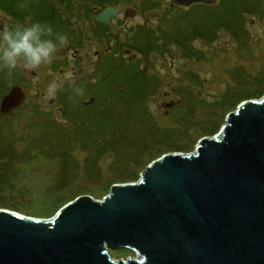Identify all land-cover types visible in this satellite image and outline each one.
<instances>
[{
  "label": "rangeland",
  "instance_id": "obj_1",
  "mask_svg": "<svg viewBox=\"0 0 264 264\" xmlns=\"http://www.w3.org/2000/svg\"><path fill=\"white\" fill-rule=\"evenodd\" d=\"M48 1L59 8L62 28L70 30V26L82 21L79 35L85 46L81 49L84 56L91 54V62L64 71L52 69L49 78L43 79L45 86L40 78L33 79L29 100L8 114L0 113V207L51 218L82 195L103 199L113 185L138 181L148 165L161 156L195 152L199 141L217 134L243 101L264 96L263 0L243 10L238 19H231L233 29L218 26L213 36L192 35L187 40L190 51L170 36H157L159 43L148 53H141L146 62L154 63V72L164 82L162 97L147 98L139 104L145 109L131 106L125 99L111 98L112 90L106 89L103 79L106 74L99 77L94 50L101 47L87 39L90 21L82 18L86 0ZM141 1L118 0L117 5L125 10L138 9L136 16H124L129 21L117 28L127 44L132 39H140L143 44L141 28L162 24L168 16L175 29L181 23L175 20V12H188L198 20L202 16H219L223 9L220 0L200 5L196 12L186 6L171 10L172 0H159L156 6L143 9ZM5 19L7 13L0 8V20ZM139 67L143 68V64ZM33 69H25L28 78ZM122 73L119 82L123 85L125 72ZM58 78L83 84L68 91L73 107L65 105V113L59 105L49 102L55 94L50 85L57 87ZM169 86H178L179 92L166 97L163 92L170 90ZM91 96L96 98L94 104L86 105ZM107 105L111 114L103 112ZM109 252L115 259L136 256L128 248Z\"/></svg>",
  "mask_w": 264,
  "mask_h": 264
},
{
  "label": "water",
  "instance_id": "obj_2",
  "mask_svg": "<svg viewBox=\"0 0 264 264\" xmlns=\"http://www.w3.org/2000/svg\"><path fill=\"white\" fill-rule=\"evenodd\" d=\"M25 100L13 87L0 113ZM114 248L136 256L115 259ZM0 264H264V96L243 101L195 152L161 156L103 199L82 195L51 218L0 207Z\"/></svg>",
  "mask_w": 264,
  "mask_h": 264
},
{
  "label": "flooded vegetation",
  "instance_id": "obj_3",
  "mask_svg": "<svg viewBox=\"0 0 264 264\" xmlns=\"http://www.w3.org/2000/svg\"><path fill=\"white\" fill-rule=\"evenodd\" d=\"M4 1L12 2L11 5L7 4ZM25 1L28 0H2L0 2V8L7 13V19L0 20V29H12L16 27L17 25H23L28 26L32 23L39 22L44 25H49L52 27L53 35L52 39H55L56 35L64 34L67 36V40L63 46H58L57 51L54 53L55 57L52 59L51 63H42L41 65L37 66L35 69L31 71V77L28 78L25 74V69L21 64L13 70H8L7 68H4L0 66V103L2 101V98L8 94L13 87L15 86H21L24 91L26 92V100L19 106L21 107L23 104H25L29 98H30V92L29 88L33 85V79H41L40 82L43 83V86H45L46 80L43 79L49 78L48 74H50L51 70L59 67L60 71H64L67 68H74L78 66H82L83 63H89L91 62V54H85L83 55V51L81 48L85 46L83 43L82 35H79V29H82V21H80V25H75L73 28L70 26V29H73V33L70 30H66L62 28V19H61V12L53 5H50L51 2L47 3L46 6L42 9L40 6L41 4H38L37 6L25 4ZM48 0H38V2H43ZM93 0H86L84 5H87L91 3ZM158 4L159 0H143L140 4L142 5L143 9H146L143 4ZM80 4H83L81 2ZM211 3L206 2H195L190 5H182L177 4L172 0L171 3V10L178 11V8L185 7L187 9L192 8L196 12V8L200 7V5L207 6ZM82 6V18L86 21H90V35L87 36L88 41H90V44L94 42L96 45L100 46L101 48H96L94 50L95 56H96V66L99 69L100 68V76H102L103 73H108V68H110L112 65L122 66L120 67V71L118 72V79L121 78L122 72H125L124 76V82H128V78L130 77H137L138 74H141L140 77H144L146 79V86L148 87V92L146 94L147 98H153L156 99L157 96L160 98L161 95V87L163 85L162 79L159 77L157 73H155V65L152 62H146L144 54L141 53L142 51V43L139 39V42H136V40L132 39L131 42L127 44L126 40L121 39V31L118 30V27H124L125 24L129 21V19L125 18L124 16L127 15V11L123 9L122 6L119 5H110L114 7H118V15L115 18H111V20L108 23H102L97 21V15L104 10V7L101 6H95V7H85ZM176 7V8H175ZM135 9L138 13L137 8H131ZM43 10V12H42ZM47 12V13H46ZM96 12V14L93 16V13ZM142 12V11H140ZM207 12V11H206ZM136 13V15H137ZM165 13V12H164ZM176 13V12H175ZM174 18L179 19V26L183 27L186 26L185 22L182 21V16L189 15L188 12H184L183 14H175ZM135 15V16H136ZM163 15V14H162ZM93 16V19H92ZM59 18L57 20L56 18ZM130 17V16H128ZM134 17V16H133ZM169 18V16H168ZM168 18H165L162 21V24H156V26H148L149 28L146 29L145 26L141 28L142 31V38L143 43H145V40L147 39L146 32H150L152 30L157 31V36H172L174 33L173 23H170L168 21ZM149 19V18H148ZM185 23V24H184ZM146 22L144 21L142 25H145ZM88 25V22H87ZM178 27V26H177ZM177 30V28H176ZM175 30V31H176ZM71 32V33H70ZM169 37V38H170ZM132 43V44H131ZM81 46L80 48H78ZM143 54V55H142ZM90 59V60H89ZM143 59V61H142ZM140 64H143V68L139 67ZM78 73V71H75V74ZM155 73V74H154ZM107 75V74H106ZM50 76V75H49ZM105 80V78H103ZM58 82L57 87L55 88V91L53 95H51L49 102L52 105H59L61 109H63L64 113L66 112L65 105L69 107H73V103L71 100V95L68 93V91L71 92V89H73L77 84H82L81 82H78L79 80H76L73 83H66L65 80H60L59 78L56 80ZM129 83H127L125 86L121 88H127ZM83 85V84H82ZM171 85V84H168ZM168 91H164L163 95L166 97H171V95L178 93L179 89L177 87L169 86ZM42 95H46L45 92H42ZM96 99L94 96H91V98ZM86 101H83L84 104ZM94 103H92L93 105ZM85 106V104H84ZM169 106H172L171 103H169ZM17 107V108H19ZM16 108V109H17ZM15 110V109H14Z\"/></svg>",
  "mask_w": 264,
  "mask_h": 264
},
{
  "label": "trees",
  "instance_id": "obj_4",
  "mask_svg": "<svg viewBox=\"0 0 264 264\" xmlns=\"http://www.w3.org/2000/svg\"><path fill=\"white\" fill-rule=\"evenodd\" d=\"M1 1L2 0H0V2ZM4 2H6L9 5L12 4V2L9 1H4ZM257 2L262 3V1L260 0H223V1L220 0V5L223 6V9L222 11H220L219 16H214V17L208 16L206 18L202 16L198 18V20H196V19H192V17H190L189 15L187 16L184 15L182 16V21L186 23V24L184 23L186 26L181 27L177 25L178 27L177 26L175 27L174 33L169 39H172L174 42H176L183 48L185 47L190 51L191 48L189 47L187 40L191 38L192 35L204 34V35L213 36L215 33L214 30L215 29L217 30L218 26H229L233 29L234 26L231 24L230 20L236 18L238 19V14H242L243 10L246 11L249 10V6L258 5L259 3L257 4ZM47 3H49V1L48 2L46 1L38 2V0L25 1V4H30L34 6L41 4L40 6L42 7V9L46 6ZM90 4H95L97 6H101L102 8H104L110 5H117L118 0H93L91 1V3H89V5ZM153 5L156 6L153 3L143 4L145 8L151 7ZM262 10L263 9H260L261 12ZM59 18L57 17L56 19L59 20ZM70 31L72 32V34H74L73 29H70ZM154 33L155 30L146 32L147 39L145 40V43L142 44V50H141L145 54L148 53L150 47L156 46V44L159 43L155 40L157 35H155ZM120 67L117 65H112L110 68H108V73H106L107 74L105 79V82L107 83L106 89L112 90L113 95L111 98L125 99L129 104H131V106L144 103L147 100L146 94L148 92V87L145 85L146 79H144L143 77L144 75L142 76V78L140 77L141 74H138V76L134 78L133 77L128 78L127 83L129 84L128 86H126L127 88H121L125 86L127 83H124L122 85L119 82L118 72L121 69ZM139 107L145 109L144 105L143 106L139 105ZM104 109H105L103 111L104 114L105 113L111 114V108L108 105L105 106ZM79 130L82 131V129Z\"/></svg>",
  "mask_w": 264,
  "mask_h": 264
},
{
  "label": "clouds",
  "instance_id": "obj_5",
  "mask_svg": "<svg viewBox=\"0 0 264 264\" xmlns=\"http://www.w3.org/2000/svg\"><path fill=\"white\" fill-rule=\"evenodd\" d=\"M52 35V27L39 22L0 29V66L11 71L21 62L24 68L51 63L58 46H63L68 39L64 34L49 38ZM55 87V84L50 85V91Z\"/></svg>",
  "mask_w": 264,
  "mask_h": 264
}]
</instances>
